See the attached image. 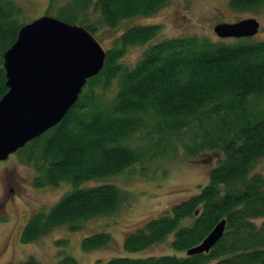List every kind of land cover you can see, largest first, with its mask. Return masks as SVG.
<instances>
[{
  "label": "trees",
  "instance_id": "obj_1",
  "mask_svg": "<svg viewBox=\"0 0 264 264\" xmlns=\"http://www.w3.org/2000/svg\"><path fill=\"white\" fill-rule=\"evenodd\" d=\"M168 1L48 0L46 11L54 15H44L93 35L150 16ZM228 6L264 14V0H228ZM26 23L16 0H0V98L8 90L3 54ZM160 29L147 23L123 30L104 48L103 67L86 81L60 122L15 152L33 168L36 187L72 186L49 209L30 215L20 239L31 243L55 227L79 230L91 218L116 213L131 201L130 192L106 179L133 169L147 178L155 171L164 175L167 168L160 164L200 155L208 159L214 152L218 159L196 193L126 232L122 242L126 252H138L171 236L170 247L181 255L115 256L98 264H264V173L254 171L264 159V39L154 40ZM130 46L144 47L127 66L121 58ZM98 179L103 181L87 184ZM221 220L220 239L208 251L189 254ZM110 243V234L100 231L84 236L81 248ZM8 264L42 263L28 256ZM55 264L79 262L64 254Z\"/></svg>",
  "mask_w": 264,
  "mask_h": 264
},
{
  "label": "rangeland",
  "instance_id": "obj_2",
  "mask_svg": "<svg viewBox=\"0 0 264 264\" xmlns=\"http://www.w3.org/2000/svg\"><path fill=\"white\" fill-rule=\"evenodd\" d=\"M16 1L23 7L24 22L44 14L54 15L46 11L48 0ZM262 10H233L228 6V0H169L150 16L126 19L116 27H102L93 35L106 49L126 28L134 24L158 23L161 29L154 40H159L160 37L198 35L212 41H230L233 38L218 37L213 30L214 26L223 22L232 23L255 18L259 22V30L252 38L262 40ZM143 47H128L121 62L127 66L134 64L139 59ZM205 156L200 155L194 161L184 159L160 164L161 167L167 168L164 175L155 171L153 177L147 178L138 175L133 169L106 179L105 181L114 182L122 190L130 192L131 201L112 215L87 220L79 230L73 231L62 225L31 243H23L20 239L21 230L30 215L41 208L49 209L72 186L62 182L55 187H36L33 184V168L24 163L15 152L10 154L7 159L0 161V264L16 263L28 256L35 257L42 264H55L64 254L73 256L79 264H98L100 260L105 261L115 256L146 257L168 253L181 255L170 247L171 236L166 241L138 252H126L122 242L126 232L143 224L147 219L160 215L181 197L196 193L199 190L197 186L207 182L209 169L215 164L218 155L211 152L207 155L208 159ZM254 171L264 173V159L256 163ZM102 181L92 180L87 184L94 185ZM100 231L110 234L111 243L90 251L83 250L82 238ZM59 239H63L65 243L58 244Z\"/></svg>",
  "mask_w": 264,
  "mask_h": 264
},
{
  "label": "water",
  "instance_id": "obj_3",
  "mask_svg": "<svg viewBox=\"0 0 264 264\" xmlns=\"http://www.w3.org/2000/svg\"><path fill=\"white\" fill-rule=\"evenodd\" d=\"M220 38L254 36L255 18L214 26ZM105 49L83 26L42 15L18 32L3 54L7 92L0 98V161L56 125L86 81L103 67ZM221 220L189 254L208 251L222 236Z\"/></svg>",
  "mask_w": 264,
  "mask_h": 264
},
{
  "label": "flooded vegetation",
  "instance_id": "obj_4",
  "mask_svg": "<svg viewBox=\"0 0 264 264\" xmlns=\"http://www.w3.org/2000/svg\"><path fill=\"white\" fill-rule=\"evenodd\" d=\"M12 193H13V191H12Z\"/></svg>",
  "mask_w": 264,
  "mask_h": 264
}]
</instances>
